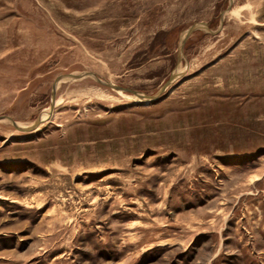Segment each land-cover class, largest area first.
<instances>
[{
    "label": "rangeland",
    "instance_id": "1",
    "mask_svg": "<svg viewBox=\"0 0 264 264\" xmlns=\"http://www.w3.org/2000/svg\"><path fill=\"white\" fill-rule=\"evenodd\" d=\"M3 115L0 264H264V0H0Z\"/></svg>",
    "mask_w": 264,
    "mask_h": 264
},
{
    "label": "water",
    "instance_id": "2",
    "mask_svg": "<svg viewBox=\"0 0 264 264\" xmlns=\"http://www.w3.org/2000/svg\"><path fill=\"white\" fill-rule=\"evenodd\" d=\"M231 2V1H230ZM224 14L222 13L221 14V22H223V19H224ZM197 29H205V30H211L210 27L208 26V24L206 23H195V24H192L190 27H188L185 32L182 34V37H181V41H180V45H179V48H180V52H181V55L182 57L185 58V55H184V44L186 42V40L188 39V37ZM185 72L184 71H181V72H175L171 75V77L168 79V81L166 83H164V85L154 94H146L144 92H140V91H137V90H134V89H131L129 87H124V86H121V85H117V84H114L110 81H107V80H103L101 79L98 75H96V73L94 72H80V73H67V74H62L60 76H58L54 82V85L52 87V99H51V111L52 109L54 108V102H55V94H56V90H57V85L58 83L60 82H63V81H67V80H71V79H78V78H82L84 76H92L94 77L98 82H100L101 84L103 85H106V86H109L113 89H116V90H124V91H127V92H130L134 98H137L139 100H154V99H157V97L162 94L168 83H170L171 81H173L174 79L180 77L183 73ZM51 112H49L50 114ZM0 119H8L10 120L13 125L17 128H20V129H28V130H31V129H34L38 126V123L40 122V115L38 116L36 122L33 124V125H30V126H20L18 125V123H16V121H14L11 117L9 116H0Z\"/></svg>",
    "mask_w": 264,
    "mask_h": 264
}]
</instances>
